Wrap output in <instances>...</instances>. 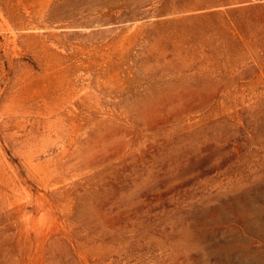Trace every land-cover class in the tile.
I'll return each mask as SVG.
<instances>
[{"label": "rangeland", "instance_id": "1", "mask_svg": "<svg viewBox=\"0 0 264 264\" xmlns=\"http://www.w3.org/2000/svg\"><path fill=\"white\" fill-rule=\"evenodd\" d=\"M0 264H264V0H0Z\"/></svg>", "mask_w": 264, "mask_h": 264}]
</instances>
